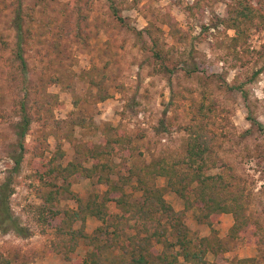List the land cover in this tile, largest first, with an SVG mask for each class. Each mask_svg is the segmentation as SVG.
<instances>
[{"label":"rangeland","instance_id":"rangeland-1","mask_svg":"<svg viewBox=\"0 0 264 264\" xmlns=\"http://www.w3.org/2000/svg\"><path fill=\"white\" fill-rule=\"evenodd\" d=\"M231 1L0 0V184L19 153L13 125L24 95L32 117L10 198L14 217L29 234L0 231V258H9L10 264H73L63 250H52L63 245L54 235L55 222L40 226L34 221L32 206L40 202L33 177L40 167L35 163L38 158L50 159L51 166L72 161L88 167L92 162L88 145L100 141L99 131L109 123L129 137L130 148L129 154L107 156L110 167L105 173L122 185L130 201L139 202L134 173L157 157L182 158L185 128L197 120L195 110L203 102L211 107L203 122L214 135L216 155L239 179L246 213L256 224L227 241L221 260L211 253L206 259L209 264H228L251 257L250 264H264V19L243 22L241 39L231 40L235 31L219 20ZM250 1L264 14V0ZM18 16L27 37L25 76L13 53ZM153 51L162 59L154 58ZM161 60L167 70H159ZM92 69L109 92L103 101L95 95L98 87L85 77ZM76 115L99 129L71 126ZM250 116L261 127L252 125ZM49 178L61 183L57 174ZM155 184L165 186V179L156 177ZM105 188L96 176L74 177L70 184L71 193L82 199ZM73 195H59V209L75 208ZM164 198L175 209L183 208L173 191L166 190ZM108 209L110 214L118 212L113 202ZM195 212L186 211L183 218L192 236L210 235ZM233 221L231 214L218 215L213 225L216 236L226 241ZM98 226L102 223L89 216L85 232L93 234ZM91 248L79 239L68 253L84 261ZM161 249L155 244V252Z\"/></svg>","mask_w":264,"mask_h":264},{"label":"trees","instance_id":"trees-1","mask_svg":"<svg viewBox=\"0 0 264 264\" xmlns=\"http://www.w3.org/2000/svg\"><path fill=\"white\" fill-rule=\"evenodd\" d=\"M113 14H117L116 7ZM256 17L263 20L264 14L254 8L250 0H232L227 4L225 16L219 20L225 27L235 31L231 40L237 42L242 36V23L253 22ZM19 20V16L14 20L16 40L13 53L20 71L25 76L27 64L23 51L27 37ZM153 56L162 59L159 51H153ZM164 61L160 62V71L167 70ZM84 74L92 86L98 87L95 94L97 99L99 101L107 99L109 92L103 87V82L95 78L96 73L93 69ZM23 98L19 119L13 125L19 153L13 156L12 169L0 184V231L3 233L12 231L18 236L27 237L29 230L14 217L10 205V198L14 192L12 176L19 170L22 160L20 150L23 149V140L32 121L25 107L27 95ZM209 111L211 107L203 102L196 108L194 116L197 120L185 128L187 135L182 158L157 157L138 167L134 177L136 188L141 192L139 202L130 201L122 185L110 179L105 173L110 167L107 156L129 154L130 148L129 137L122 136V133L117 128L112 129L109 123L106 124L107 128L105 126L99 131L100 141L88 145L87 155L92 161L88 167L72 161L64 166L60 164L51 166L50 159L38 158L35 163L40 167L34 172L33 177L38 182L35 193L40 202L32 206L34 221L40 226L54 221L56 225L54 235L63 243L62 249L50 250H63L64 257L73 264H180L179 258L186 264H209L206 259L208 253L221 260L220 254L228 249L227 241L242 236L249 225L256 227V224L250 222L246 213L243 187L239 179L231 166L220 161L216 155L214 135L210 134L203 122ZM248 120L252 125L261 127L252 116L248 117ZM70 125L84 129H99L92 121H86L77 115L72 117ZM214 168L218 169L216 173H207ZM51 174L59 175L61 183H54V180L49 178ZM81 175L90 179L96 176V181L104 183L106 188L86 199L73 195L70 184L74 177ZM156 177H163L165 186H156ZM166 190L173 191L182 199L181 210H175L166 201L164 198ZM64 192L75 196L73 197L75 208L59 209V195ZM109 202L115 204L117 213L110 214ZM189 210L196 211L194 215L196 220L209 227L210 235L199 239L192 236L183 221L184 213ZM222 213L231 214L234 220L228 230L226 241L216 236L213 227L216 217ZM89 216L102 223L93 234L85 232L86 219ZM75 222L78 228H72ZM106 222L111 223L105 225ZM130 229L133 230L132 233H128ZM100 234L104 239L99 237ZM79 239L88 241L92 247L86 252L84 261L70 257L68 253ZM155 244L162 246L161 251L155 252ZM67 247L69 249L66 250ZM175 247L178 249L174 250ZM114 251L117 253L114 254ZM252 261L254 258L245 257L229 263L250 264ZM0 264H10L9 258H0Z\"/></svg>","mask_w":264,"mask_h":264},{"label":"crops","instance_id":"crops-1","mask_svg":"<svg viewBox=\"0 0 264 264\" xmlns=\"http://www.w3.org/2000/svg\"><path fill=\"white\" fill-rule=\"evenodd\" d=\"M174 208V207H173ZM175 209V208H174ZM175 210H179V209H175ZM179 260H182V258H179ZM183 261V260H182ZM219 264V263H218ZM228 264H230V263H228Z\"/></svg>","mask_w":264,"mask_h":264}]
</instances>
